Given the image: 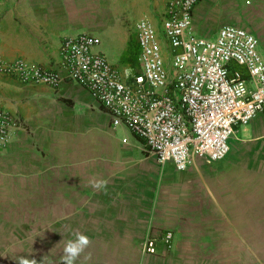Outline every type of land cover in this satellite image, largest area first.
<instances>
[{"label": "crops", "instance_id": "crops-1", "mask_svg": "<svg viewBox=\"0 0 264 264\" xmlns=\"http://www.w3.org/2000/svg\"><path fill=\"white\" fill-rule=\"evenodd\" d=\"M242 1L234 0L231 24L215 8L218 0H199L192 30L212 38L226 24L244 29L256 37L264 59V0H246L244 6ZM166 2L157 12L160 32L154 30L159 39ZM55 5V10L46 3L31 6L25 14L11 16L9 24L0 18V61L23 59L60 71L63 37H96L81 22L67 21L65 8ZM141 18L151 24L149 15ZM135 49L136 65V40ZM164 49L162 42V55ZM100 50L107 59L101 43ZM0 108L20 125L0 150V181L8 184L19 208L24 204L26 212H40L39 222L25 228L41 229L36 239L41 238L42 257L47 255L53 264H60L65 241L77 231L92 240L87 264H219L226 252V231L238 236L236 230L246 227L240 216L242 197L257 196L258 164L251 154L264 151V109L235 127L222 160L193 158L177 171L171 162L159 164L141 152L124 129H112L97 102L73 83L51 88L0 73ZM124 136L126 144L121 143ZM98 180L107 181L106 190L91 186ZM32 196L42 197L34 209L27 201ZM166 231L172 234L170 250L162 252L158 241L155 254L145 253L146 240H158Z\"/></svg>", "mask_w": 264, "mask_h": 264}, {"label": "built area", "instance_id": "built-area-1", "mask_svg": "<svg viewBox=\"0 0 264 264\" xmlns=\"http://www.w3.org/2000/svg\"><path fill=\"white\" fill-rule=\"evenodd\" d=\"M199 0H167L159 39L144 18L134 24L136 68L124 80L88 33L65 36L58 47L59 70H48L23 59L0 61V73L23 84L57 88L67 81L85 89L141 152L159 164L171 162L185 170L193 158L222 160L228 140L264 109V59L256 37L226 24L212 38L195 35L192 11ZM169 54L168 66L162 42ZM19 123L0 108V150ZM128 142L127 136L121 143ZM172 234L148 238L143 250L155 254L171 248Z\"/></svg>", "mask_w": 264, "mask_h": 264}, {"label": "rangeland", "instance_id": "rangeland-1", "mask_svg": "<svg viewBox=\"0 0 264 264\" xmlns=\"http://www.w3.org/2000/svg\"><path fill=\"white\" fill-rule=\"evenodd\" d=\"M55 2L65 8L67 21L72 22L75 19L81 22L83 28L95 32L107 60L120 72L121 79L124 80L125 72H134L136 68V20L149 15L154 29L160 32L157 12L165 0H0V18L3 17L4 22L9 24L11 16L23 15L24 10L31 6L38 9L46 3L48 9L55 10ZM245 4L246 0H243L242 5ZM215 8L231 19L229 23L233 24L234 0H218ZM52 38L53 36H50V39ZM163 59L165 64H168L169 54L166 49L163 50ZM252 152V159L258 164L257 196L242 197L240 216L245 221L242 224L246 227L236 230L238 236L232 235L231 230L226 231V252L220 255L219 264H264V151L262 155L257 154L256 150ZM9 192L8 184L0 181V264H17L20 257L36 259L39 264L42 259V244L40 237L39 240L36 239V234L40 233L41 229H26L25 224L39 222L35 220L39 219L41 214L26 212L28 206L24 204V210L19 208L18 204L13 203ZM27 201L29 208L34 209L41 205L42 197L32 196L27 198ZM253 225L256 226L253 228Z\"/></svg>", "mask_w": 264, "mask_h": 264}, {"label": "clouds", "instance_id": "clouds-1", "mask_svg": "<svg viewBox=\"0 0 264 264\" xmlns=\"http://www.w3.org/2000/svg\"><path fill=\"white\" fill-rule=\"evenodd\" d=\"M106 185V180H98L91 183V186L97 190H106ZM73 235L74 239H69L64 243L62 255L60 256V264H78V261H81V264H87L92 257V253L87 251L92 244V240L89 236L79 231L75 232ZM17 264H38V262L36 259L20 257L17 260ZM39 264H53V261L45 255L42 257Z\"/></svg>", "mask_w": 264, "mask_h": 264}]
</instances>
